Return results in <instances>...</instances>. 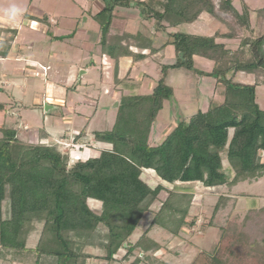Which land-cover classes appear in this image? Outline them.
I'll return each instance as SVG.
<instances>
[{
	"label": "trees",
	"instance_id": "16d2710c",
	"mask_svg": "<svg viewBox=\"0 0 264 264\" xmlns=\"http://www.w3.org/2000/svg\"><path fill=\"white\" fill-rule=\"evenodd\" d=\"M102 1L104 7L93 15L100 26L101 54L113 59L107 45L117 46L122 58L132 59V67L160 50L141 34L113 32L120 8L140 10L143 20L155 21V34L208 14L220 23L227 17L238 20L250 37L234 48L220 42L219 34H169L167 44L173 46L176 62L160 65L152 92L123 93L110 130L94 131L88 138L84 128L74 138L73 146L81 149H95L91 140L109 144L97 157L73 161L70 151L24 142L17 130L1 128L0 257L6 252L4 257H10V262L27 257L35 264H41L43 258L54 259V264H90L95 258L111 264L125 250L122 262L141 264L166 247L149 236L151 230L158 227L180 237L183 229L196 226L197 216L191 212L199 183L205 189L228 191L219 195L205 225L216 231L215 242L191 264H264V207L240 215L236 213L237 198L231 196L239 184L264 178V110L257 102V89L264 86V34L253 33L250 19L255 10L245 0H239L241 12L235 0ZM255 12L264 20V8ZM4 34L12 35L8 47L2 49L6 56L17 30L0 28V38ZM115 37L122 42L113 44ZM198 57L210 61L212 70L197 68ZM132 67L123 80L116 79L118 85L133 81ZM173 70L216 78L224 98L185 117L161 143L153 145V128L166 102L175 95L168 83ZM240 73L253 76L255 83L235 82ZM147 172L159 180L154 187L143 179ZM162 193L165 199L160 198ZM91 200L101 207L92 208ZM148 219V228L132 243L131 236ZM38 224L42 226L40 238L34 248H28V237ZM88 249L102 254L92 255Z\"/></svg>",
	"mask_w": 264,
	"mask_h": 264
},
{
	"label": "rangeland",
	"instance_id": "374dc122",
	"mask_svg": "<svg viewBox=\"0 0 264 264\" xmlns=\"http://www.w3.org/2000/svg\"><path fill=\"white\" fill-rule=\"evenodd\" d=\"M245 2L248 6L255 9L264 8V0H245ZM238 3L239 0L234 1L235 5ZM13 4L21 7L23 12L15 22H10L5 15V10ZM103 7L104 2L102 0H0L1 28L18 30L20 43H22L20 46L30 59L37 60L42 64L53 65L51 70L49 67L43 69L40 67L34 70L25 68L24 63L15 60L16 51L20 46H16L13 49L11 57L7 60H0V90L3 89V91H0L2 92L0 94V103L6 102L8 112L12 116L15 115L13 121H10V124H6V126L7 128H18L20 126L24 132L23 124L26 123L25 126L28 127V130L25 132L28 133L44 129L49 130L54 136L51 142H59L57 145L56 143L50 145H54L64 152L70 151L74 159L73 161L97 157L100 154V149L109 148L110 145L95 143V149L93 150L84 146L81 149L80 145L74 147L72 143L66 142L61 136L66 134L67 137H72L84 129L88 123L91 133L93 131L110 130L115 122L116 108L119 107L118 105L115 108V105L121 98V93L115 88L116 85L117 87L126 89L127 94H136L138 92L150 94L159 80L160 65L176 62L174 48L172 45L167 44L170 39L169 34L185 33L209 37L219 34L221 38L219 39L220 42H227L234 48L240 46L243 38L248 40L250 37L249 33L246 35L248 30L245 32L238 20L227 17L226 21L220 23L208 14H203L201 19L194 23H181L178 27H168L167 31L155 34V21L143 20L140 10L133 8L121 9L118 12L120 17H116L113 22L115 26L113 28L114 33L127 32L123 35L141 34L144 36L143 39L145 41L151 39L154 47L160 51L156 53L152 60L139 64V68L135 70L139 79H143L144 77V82L142 81L143 85L140 88H136V84L130 82L131 80L118 85L116 79L117 81L121 79L118 77L123 73H120L119 67L116 68V64L114 65V62L109 58L102 57L101 60L99 47L100 26L98 23L92 21L91 14ZM236 7L241 12V3ZM255 11L252 12L250 25L253 28V33H256L255 35L258 36L264 34V20L260 19ZM45 14L50 15L56 22L60 23V28L65 33L61 35V37L63 36L62 40L59 38L54 41L45 32V28L47 29L48 26L40 24L37 21L30 22L28 16H26L42 17ZM222 16L225 17L226 15L223 14ZM165 24L169 25L167 22ZM55 28L53 27V30ZM75 33L77 39L75 37V44L71 45L70 41L71 43L73 42L71 35ZM111 35L112 31L109 34L110 38H112ZM225 35H231L232 38L226 39ZM87 36L90 42L88 45L91 48L93 47L92 50L85 48L86 43L81 39ZM1 38L3 40L0 49H5L8 47L12 35L4 34ZM116 40L122 42L123 39L115 37L113 44L117 43ZM107 48L113 59H116L115 61L122 58L117 46L114 48L111 44L107 45ZM102 52H104L103 49ZM106 56L109 57V55ZM196 66L201 70L210 71L213 64L198 57L196 58ZM17 70H20L22 73L17 74ZM83 71L88 73H84V75ZM6 79L10 80V84H3V81ZM235 82L254 84L255 79L253 76L240 73L235 77ZM168 83L174 87L175 95L166 102L164 110L160 113L159 119L153 128L150 139V143L153 145L161 143L185 117H190L199 110L206 109L210 101L219 103L224 98L223 86L216 78L193 77L186 70H173L169 75ZM46 86L48 87L46 88ZM44 92L47 95H44ZM9 95L14 97L15 101H9ZM119 96L120 98H118ZM16 101L18 102L17 106L15 104L17 103ZM257 102L261 109L264 110V86H260L257 89ZM46 103L50 104L53 108L55 107L51 114H48L45 110L44 106ZM90 131L89 136L91 135ZM93 145L94 142L91 141V146ZM224 163L227 166L226 160ZM143 179L152 187L159 181L157 176L152 172H147L143 175ZM196 188L198 193H200V189H202L201 184ZM233 193H244L248 197L244 202H242L243 199L240 200L237 212H241L245 207L251 209L264 206V178L252 184L248 182L242 183L233 190ZM160 198L165 199L166 194L162 193ZM207 198L211 199V197ZM198 204L196 203L193 206L191 212L193 213L192 215L197 216L196 226L193 228V233L197 236L195 235V238H192L193 236L190 232L183 235H186L188 241L193 240L204 247L210 244L209 247L205 248L208 251L215 242L216 237V231L205 226L212 212L208 208L198 207ZM90 205L94 209L101 207L100 203L93 200L90 201ZM149 224V219L142 223L141 227L131 236L132 243L138 241L143 229L148 227ZM41 228L42 226L38 224L36 230L29 235L27 240L28 248H34L37 245ZM150 237L161 243V245H168V242L172 241L173 236L163 229L155 228L150 233ZM174 240L171 243V247L168 245L164 249L169 247L171 250L177 243H181L179 240ZM183 244L185 245V243ZM178 248L173 251L181 250L180 246ZM194 250L192 249L193 252L189 253L190 251L188 252L184 248L185 253L182 251L183 254L180 257H177L173 251L171 253L164 251L161 253V257L158 255L156 257L151 256L141 264H191L194 260H192L195 253ZM88 253L96 256L102 254L101 251L94 249H88ZM5 255L6 252H3L0 259L5 261ZM124 255L125 250L120 251L117 261L111 264H127L122 262ZM11 260H14V257ZM23 260L24 264H35L33 260L27 257ZM54 263L55 260L51 258H43L41 261V264ZM92 264L109 263L101 262V260L94 258Z\"/></svg>",
	"mask_w": 264,
	"mask_h": 264
},
{
	"label": "crops",
	"instance_id": "0c3cea01",
	"mask_svg": "<svg viewBox=\"0 0 264 264\" xmlns=\"http://www.w3.org/2000/svg\"><path fill=\"white\" fill-rule=\"evenodd\" d=\"M248 5V4H247ZM235 6H239V3L238 4H236ZM250 7V6H249ZM102 9V8H101ZM100 9V10H101ZM121 9H124V8H120L119 10H121ZM250 9L253 11V10H259V9H255V8H252V7H250ZM261 9H263V8H261ZM100 10H96L95 12H93V14H91L92 15V18H93V15H95L98 11H100ZM90 12V11H89ZM119 12V11H118ZM118 12L116 13L117 14V17H120V15L118 14ZM26 16H28V19L30 20V22H32V21H37L38 23H40V24H44V25H46V26H48V28L46 29L45 28V32H46V34L49 36V37H51V39H53L54 41H55V39H59V38H63V36L61 37V35L62 34H65L63 31V29H61L60 28V23L59 22H56L50 15H48V14H45L44 16H42V17H37V16H32V15H26ZM202 17V16H201ZM251 18H252V13H251ZM1 20V19H0ZM251 20V19H250ZM92 21H94V19L92 20ZM199 21V20H198ZM95 22V21H94ZM96 23V22H95ZM0 25H1V22H0ZM3 25V24H2ZM53 27H56L55 28V30H53ZM113 27L115 28V26L113 25ZM0 28H1V26H0ZM7 28H9V27H7ZM11 29V28H10ZM13 30H15V29H13ZM53 30V31H52ZM114 32V31H113ZM119 34H122L121 32L119 33ZM72 38V40H73V42L71 43V41H70V44L72 45V44H75V41L74 40H76L77 39V37H76V33L74 34V35H72L71 36ZM75 37H76V39H75ZM66 39V38H65ZM81 39H83V41H85V43H86V45H85V48H87V49H89V50H92V48L88 45V43H90L89 42V38H88V36L87 37H83V38H81ZM227 39V38H226ZM2 38H0V46H1V43H2ZM53 41V42H54ZM57 41H59V40H57ZM61 42H64V41H61ZM67 42V41H66ZM22 43H20V36H19V32H18V30H17V35L14 37V40L11 42V47H10V49H9V51H8V53H7V55L6 56H3L2 55V52H3V50L2 49H0V60L1 61H3V60H7L9 57H11V55H12V51H13V49L17 46H20ZM100 47V46H99ZM20 49H22V47L20 46L19 48H18V50L16 51V54H15V60L17 61V62H21V63H24L25 64V68H27V69H29V70H34V69H37V68H40L41 67V69H43V68H47V67H49V69L51 70L52 69V66L53 65H51V64H42L41 62H39V61H37V60H32V59H30V57H28L25 53H24V51H23V49L22 50H20ZM101 49V48H100ZM135 51H137V52H140V53H142V54H149V51L148 50H145V49H136ZM5 52H7V50L5 51ZM98 52H99V50H98ZM147 52V53H146ZM51 53V52H50ZM100 54H101V50H100ZM156 55V54H155ZM154 55V56H155ZM153 56V57H154ZM102 57H107V58H109L112 62H114V65L116 64V61L114 60V59H112V58H110V57H108V56H106V55H102L101 54V60H102ZM153 57H148V58H146V59H144V60H142V61H138L136 64H135V66L134 67H132V59L131 58H121L120 60H119V62H118V64H119V69H120V73H123V74H121V75H119V77L118 78H121L120 80H123L126 76H127V74H128V72H129V70L131 69V67H132V78H133V81H131L133 84L135 83L136 84V88H140L143 84H142V81H143V79H144V77H143V79H139L138 78V74L136 75V72H135V70H137L138 68H139V64H141L142 62H144V61H149V60H152V58ZM111 65V64H110ZM49 70V71H50ZM43 71V70H42ZM123 71V72H122ZM17 72V74H21L22 72L20 71V70H17L16 71ZM48 73V72H47ZM83 74L85 73V74H87L88 72H82ZM84 74V75H85ZM144 76V75H143ZM159 77H160V71H159ZM144 82V81H143ZM4 83H7V85L8 84H10V80H8V79H6V80H4L3 81V84ZM113 83H114V80H113ZM48 86H46V88H47ZM116 89H117V91L119 92V93H121V96H122V94L124 93V94H126V95H129V94H127L126 93V89H124L123 87L121 88V87H117V85H116V87H115ZM123 90V91H122ZM0 91H3V89H1ZM2 92H0V94H1ZM136 94H141V93H136ZM44 95H47L46 94V92H44ZM9 97H10V100L9 101H15V98L14 97H11V95H9ZM118 98H120V96L118 97ZM120 100V99H119ZM118 100V105H119V101ZM19 101V100H18ZM17 102V101H16ZM7 103L6 102H1L0 103V138L2 137V132H1V128H7V126H6V124H10L9 122L10 121H13V118L15 117V115L14 116H12V114L11 113H9L8 112V108H7V105H6ZM11 104H13V103H11ZM16 104V106H17V104H18V102L17 103H15ZM14 104V105H15ZM54 104H56V103H54ZM57 105V104H56ZM9 106V105H8ZM116 106V105H115ZM45 110H46V112L48 113V114H51L53 111L52 110H54L55 109V107L53 108L50 104H48V103H46L45 104ZM116 108V107H115ZM118 108H116V110H117ZM24 125V130L25 131H27L28 130V127L27 126H25L26 125V123L25 124H23ZM89 127V123L85 126V128H86V132L88 133V136H89V131H90V129L88 128ZM8 129H14V130H17V132H18V138L20 139V140H22V141H24V142H28V143H42V144H48V145H50V144H55L56 143V145L57 144H59V142H51V140H52V138H54V136L50 133V131L49 130H47V129H44V130H38V131H35L34 133L32 132H30V133H28V132H23V129H21V127L20 126H18V128H15V127H8ZM83 130V129H82ZM82 130H80L77 134H75V135H73L72 137L70 136V137H67V135L66 134H63L62 136H61V138L62 139H65L66 140V142H69V143H72L73 142V140H74V138L82 131ZM94 132V131H93ZM92 132V133H93ZM90 133H91V131H90ZM91 136V135H90ZM88 137V138H91V137ZM92 141V140H91ZM95 143H94V147H95ZM100 153V152H99ZM246 183V182H245ZM254 183V182H253ZM242 184V183H241ZM252 184V183H251ZM199 185V183L198 184H196V187ZM240 185V184H239ZM238 185V186H239ZM202 186V185H201ZM238 186H236L233 190H235ZM201 191H202V193H201V191H200V193H198V190H197V188H196V199H195V204L197 203L198 204V202H199V204H198V207H204V208H208L209 210H210V212H212L213 211V207L215 206V204H216V202H217V200H218V198H219V195H221V193H226L227 192V190H226V188H214V189H205L203 186H202V189H200ZM205 191V192H204ZM239 195V196H238ZM231 196H234V197H236L237 198V205H236V213H238V214H240V215H244L249 209H247L246 207L245 208H243L242 209V211L241 212H237V207H238V205L240 204V200L241 199H243V201L242 202H244L245 201V199L246 198H248L244 193H233V191L231 192ZM207 197H211V199H209V198H207ZM194 204V205H195ZM261 207H264V206H260V207H258V208H261ZM191 214H193V213H191ZM149 226V225H148ZM148 227H146L145 229H147ZM156 228H158V227H156ZM145 229H143V232H144V230ZM155 229V228H154ZM154 229L153 230H151V232L152 231H154ZM161 229V228H160ZM143 232H142V234H143ZM150 232V233H151ZM188 232H190V234H192V238H195V233H193V229L192 230H188V229H183V231H182V233H181V235H180V237H172V241H169L168 242V245H170V247H171V243L173 242V241H175L174 239H176L177 241L179 240L181 243H177L173 248H171V250L169 249V247H167L166 249H162V250H160L156 255H155V257L158 255V256H162L161 255V253L162 252H169V253H171L173 250H175V249H177L178 248V246H180V248H181V250H179V251H173L174 252V254H177L178 253V255L179 256H177V257H180L183 253H185V251H184V248H186V251H190L189 253H192L193 251H192V249H195L194 250V255H193V258H192V260L193 259H195L194 257H196L197 255H198V253L200 252V251H202V250H205V248H207V247H209L210 246V244L207 246H202L201 244H199L198 242H195V241H193V240H191V241H188L187 239H186V235H183V234H186V233H188ZM150 233H149V236H150ZM142 235H140V237H141ZM197 236V235H196ZM200 236H202V235H200ZM139 240V239H138ZM214 242V241H213ZM183 243H185V245L183 244ZM180 244H183V245H180ZM168 245H166V246H168ZM187 246V247H186ZM202 248V249H201ZM179 249V248H178ZM182 251H183V253H182ZM10 260V257H7L6 259H5V261H3L2 259H0V264H24V262L23 261H12V262H10L9 261ZM191 260V261H192ZM90 264H92V261H90Z\"/></svg>",
	"mask_w": 264,
	"mask_h": 264
},
{
	"label": "clouds",
	"instance_id": "9594fccd",
	"mask_svg": "<svg viewBox=\"0 0 264 264\" xmlns=\"http://www.w3.org/2000/svg\"><path fill=\"white\" fill-rule=\"evenodd\" d=\"M23 9L18 5H11L9 8L5 10V15L9 19L10 22H15L16 19L22 15Z\"/></svg>",
	"mask_w": 264,
	"mask_h": 264
},
{
	"label": "water",
	"instance_id": "95a60500",
	"mask_svg": "<svg viewBox=\"0 0 264 264\" xmlns=\"http://www.w3.org/2000/svg\"><path fill=\"white\" fill-rule=\"evenodd\" d=\"M263 52H264V44H263ZM115 107H118V103H116V106Z\"/></svg>",
	"mask_w": 264,
	"mask_h": 264
}]
</instances>
